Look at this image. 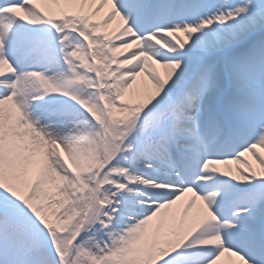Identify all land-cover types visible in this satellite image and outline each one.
<instances>
[{
  "label": "snow or ice",
  "instance_id": "1",
  "mask_svg": "<svg viewBox=\"0 0 264 264\" xmlns=\"http://www.w3.org/2000/svg\"><path fill=\"white\" fill-rule=\"evenodd\" d=\"M0 264H264V0H0Z\"/></svg>",
  "mask_w": 264,
  "mask_h": 264
},
{
  "label": "bare ground",
  "instance_id": "2",
  "mask_svg": "<svg viewBox=\"0 0 264 264\" xmlns=\"http://www.w3.org/2000/svg\"><path fill=\"white\" fill-rule=\"evenodd\" d=\"M106 11H107V8L103 9L101 11L102 15L100 13L95 19H100L104 15V13ZM112 27L115 28L116 25L114 24V25H112ZM247 159L252 163L253 170H255L258 173L261 172V169L259 168V165L256 163V161L251 156L247 157ZM221 167H222V170H226L224 168V166H221ZM228 167H230L233 170V172L235 171V167H236L235 165H229ZM190 196H191V194H186L185 197H183L182 200L180 202H178V205L175 206V207L178 208V209H182L183 205L187 203V201L190 198Z\"/></svg>",
  "mask_w": 264,
  "mask_h": 264
},
{
  "label": "rangeland",
  "instance_id": "3",
  "mask_svg": "<svg viewBox=\"0 0 264 264\" xmlns=\"http://www.w3.org/2000/svg\"><path fill=\"white\" fill-rule=\"evenodd\" d=\"M103 13H104V12H103ZM101 15H102V13H101ZM102 17H103V16H102ZM102 17H101V18H102Z\"/></svg>",
  "mask_w": 264,
  "mask_h": 264
}]
</instances>
